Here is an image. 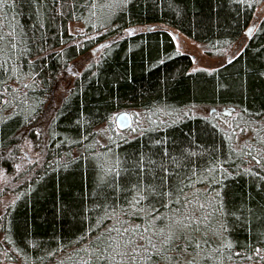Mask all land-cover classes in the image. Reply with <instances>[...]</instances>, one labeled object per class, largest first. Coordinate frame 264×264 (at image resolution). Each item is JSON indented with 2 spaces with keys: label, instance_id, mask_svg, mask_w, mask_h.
Returning a JSON list of instances; mask_svg holds the SVG:
<instances>
[{
  "label": "trees",
  "instance_id": "16d2710c",
  "mask_svg": "<svg viewBox=\"0 0 264 264\" xmlns=\"http://www.w3.org/2000/svg\"><path fill=\"white\" fill-rule=\"evenodd\" d=\"M113 1L12 0L0 6V167L11 175L14 193L0 214V254L11 263L85 264L87 248L95 246L101 231L120 229L113 210L124 228L145 222L122 210L125 197L131 203L129 185L136 174L127 161L146 154L182 178L186 174L191 184L184 180L185 207L210 217L190 233L201 246L184 260L264 264V251L257 252L264 250L262 141L239 149L214 118L185 115L158 129L143 128L132 139L90 145L100 125L129 109L230 106L248 119L264 120V18L251 37L245 34L258 0ZM77 22L87 25L80 39L71 30ZM171 29L209 52L242 38L246 43L221 66L193 70V56L177 50ZM93 47L99 55L43 124L39 119L59 75ZM13 82H29L23 96L15 98ZM24 139L33 140L41 157L17 173ZM113 179L119 185L115 195L105 187ZM176 208L188 214L180 204L158 211Z\"/></svg>",
  "mask_w": 264,
  "mask_h": 264
},
{
  "label": "snow or ice",
  "instance_id": "6c2138e0",
  "mask_svg": "<svg viewBox=\"0 0 264 264\" xmlns=\"http://www.w3.org/2000/svg\"><path fill=\"white\" fill-rule=\"evenodd\" d=\"M11 2L12 0H0V6ZM127 163L132 165L131 170H136V174L135 182L129 185L131 203L128 202V197H125L126 207L122 211L129 216L133 214L143 216L145 222L134 225L131 229L124 228L125 221L120 218L119 211L113 210L112 215L117 218V223L121 225L120 229L105 228L101 231L96 237L95 246L87 248L85 264H161V261L164 264H189L184 260V255L190 249L199 250L201 246L200 239L190 233L199 231L200 225H206L210 219L204 212L201 213L203 218L195 216L185 207L189 200L183 195V189L186 187L184 180H188L189 185L191 180L186 174L182 178L180 172L175 169L170 170L162 162L156 163L146 154H141L136 161H127ZM119 165L118 161L117 166ZM184 167L191 171L187 165ZM214 167H222V165H214ZM157 168L159 173L153 171ZM123 170L126 173L131 171ZM112 171L119 176V170ZM205 171L210 172L211 169ZM170 177H172L171 181ZM146 178L151 182L147 183ZM105 187L111 188L115 195L119 185L113 179L112 184H105ZM170 204H180L188 214L182 213L181 208H176L175 211L170 209L167 213L158 211V206L167 207ZM145 206L148 211L145 210ZM200 207L207 209L208 205L200 202ZM97 230H100L99 227ZM260 251L264 250L257 248V252Z\"/></svg>",
  "mask_w": 264,
  "mask_h": 264
},
{
  "label": "rangeland",
  "instance_id": "374dc122",
  "mask_svg": "<svg viewBox=\"0 0 264 264\" xmlns=\"http://www.w3.org/2000/svg\"><path fill=\"white\" fill-rule=\"evenodd\" d=\"M118 1L120 0H115L112 2V4L116 5ZM106 6H110V4H107ZM263 18L264 0H258L254 19L250 24L255 25L254 32L258 29V26ZM90 19L92 20L91 22L97 24L94 16ZM86 26L87 25L82 22L71 24V30L77 35V39H80ZM171 30L175 38L177 50L193 56V70H212L221 66L224 62H226V60L236 55L246 43V38H242L232 47L215 49L213 52H209L206 46L203 44L187 37L175 29ZM175 34H178V36H175ZM91 50V53L89 52L88 54L79 57L70 63V65L59 75L57 82L54 85L55 88L52 91V94H50L45 111L39 119L43 124H47L48 120L52 117L58 104L72 86L76 76L82 72L88 63L93 61L99 55V50L96 49V47H93ZM25 84H29V82H25L24 84L17 82L11 83L10 89L12 90L11 92L15 93V98L23 96V88L27 86ZM123 111H129L132 113V126L127 130L118 129L116 126V116L119 112H117L107 122L100 125L93 142L90 144L91 146L94 147L101 143L108 144L118 139H132L141 134L143 132V128L158 129L168 125L169 122H172L179 117L192 115L214 118L220 123L223 130L239 149L249 150L254 146L255 143L262 141L261 147H259V149L264 152V120L258 121L248 119L239 111L230 106H212L202 104L192 105L179 111H175L167 107H157L150 111L135 109ZM224 111H231V114L225 115ZM252 140L255 142H251ZM20 150L21 151L15 165V170L17 173L24 171L31 165H35L37 162H39L41 157V149L37 148L31 139H24L22 141ZM256 157L258 159L261 156L257 153ZM10 178L11 175L6 173V171L0 167V214L10 203L14 201V193L10 188ZM0 262L4 264L11 263L6 260L3 254H0ZM11 264H20V262L14 261Z\"/></svg>",
  "mask_w": 264,
  "mask_h": 264
},
{
  "label": "water",
  "instance_id": "95a60500",
  "mask_svg": "<svg viewBox=\"0 0 264 264\" xmlns=\"http://www.w3.org/2000/svg\"><path fill=\"white\" fill-rule=\"evenodd\" d=\"M255 30V25H249L248 28L245 31V34L247 37H251L253 32ZM172 31V30H171ZM175 36H178V34H175ZM102 45L99 46L101 48ZM225 115H230L231 111H224ZM133 124V115L129 111H121L116 116V126L120 130H127L129 129Z\"/></svg>",
  "mask_w": 264,
  "mask_h": 264
}]
</instances>
